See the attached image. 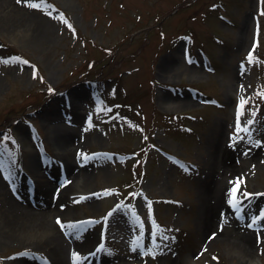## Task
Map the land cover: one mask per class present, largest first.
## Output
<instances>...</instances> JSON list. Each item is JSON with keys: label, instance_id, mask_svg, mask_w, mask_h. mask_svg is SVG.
Returning a JSON list of instances; mask_svg holds the SVG:
<instances>
[{"label": "rangeland", "instance_id": "obj_1", "mask_svg": "<svg viewBox=\"0 0 264 264\" xmlns=\"http://www.w3.org/2000/svg\"><path fill=\"white\" fill-rule=\"evenodd\" d=\"M23 4L47 29L35 38L29 20L0 17V182L26 201L47 189L56 209L26 218L20 242L0 240V264H52L46 222L66 264H264V218L250 227L264 209V0ZM61 131L75 141L67 158ZM237 178V195L251 194L240 215L228 203ZM221 188L226 206L204 227ZM6 213L0 194V228ZM161 226L169 239L152 256Z\"/></svg>", "mask_w": 264, "mask_h": 264}, {"label": "bare ground", "instance_id": "obj_2", "mask_svg": "<svg viewBox=\"0 0 264 264\" xmlns=\"http://www.w3.org/2000/svg\"><path fill=\"white\" fill-rule=\"evenodd\" d=\"M28 7L24 5L20 0H0V17L2 20L8 21V23H12L14 25L16 22H22L29 20L31 24V33H34L35 38L44 37L46 35L47 23L45 20L37 14H32L27 11ZM31 13V14H30ZM75 104V101H73ZM50 128H52L50 126ZM56 142L60 143V146L64 148L63 157L68 155L69 148L74 145V138L70 137V134H66L65 131H61L56 135ZM222 155L217 154V157ZM67 158V156H66ZM69 158V157H68ZM70 159V158H69ZM37 160V157H36ZM29 162L31 165L35 162V158L33 155L30 156ZM70 166L72 165L71 160H67ZM36 163V162H35ZM223 169L227 168L224 163H221ZM217 182V181H216ZM41 183V180H40ZM221 187L224 186L219 184ZM75 188H79L81 183L76 182ZM223 189H220V193L216 196V205H212L210 208L211 213L207 212L208 206H205L204 215H203V223L204 227L210 226L212 219H216L221 216L223 208L226 204H223V196L220 195L223 193ZM0 194L2 195V204L5 206V210L7 213L2 218V224L0 228V240L2 241H21L19 240L20 234H18V230L20 229L19 225H22L23 222L28 221L43 223L46 218L50 214V210L56 209V204L54 203V196L49 193L47 189L35 188V192L33 195V202L30 203L26 200H21L19 197L15 198L11 194L8 193L4 189L3 184L0 182ZM220 197V198H219ZM21 201L18 203L17 201ZM209 213V214H208ZM220 219V218H219ZM49 233L46 234L45 238L42 241L43 250H47L50 255H52V264H66L71 256L69 254V250L66 246L63 247L64 240L62 239V235L59 229L56 226H53L51 223L46 222ZM238 228L240 226L239 223L234 224ZM231 235H234L239 242H241L242 246L245 247L250 244V234L245 232H241L240 229H234L230 232ZM26 244H31L33 240L25 241ZM41 245V244H39ZM32 246L35 247L33 244ZM249 249V248H247ZM247 249H244L245 253ZM46 251V252H47ZM68 251V253H67ZM66 253V255H65ZM30 263V262H29ZM31 264V263H30ZM255 264V263H254Z\"/></svg>", "mask_w": 264, "mask_h": 264}, {"label": "snow or ice", "instance_id": "obj_3", "mask_svg": "<svg viewBox=\"0 0 264 264\" xmlns=\"http://www.w3.org/2000/svg\"><path fill=\"white\" fill-rule=\"evenodd\" d=\"M21 2L28 3V4H30L33 7L44 8L45 11H48V8H55V5H48L47 7H45V5L47 4V0H43V2H35V0H21ZM213 7H215V5H213ZM262 11H264V9H262ZM49 14H51V13L49 12ZM60 18L61 19L64 18L62 13L60 14ZM69 27H72L71 23H69ZM73 31H75V29H73ZM248 55H249V60L251 61L252 53L249 52ZM0 59H7V58H0ZM18 59H20V58H18ZM42 78L43 77H41V79ZM49 91H53V89L49 88ZM260 94L264 95V91H261ZM240 103H241V106H242L244 103H246V100L242 99ZM238 115H239V113H238ZM248 123L251 124L252 121L249 120ZM237 124H238L237 132H239L241 130V126L239 125V120L237 121ZM242 130L247 132L248 128L247 127H243ZM233 135H235V133ZM260 143H264V142H260ZM83 155L86 157L88 155L95 156V155H99V154L98 153L97 154H86L85 153ZM239 179L240 178H237V185L234 186L233 189H230V192L233 193V196L235 197V199L230 198L229 201H228V203L232 206V209L235 210V214H237V215L242 214L241 201H243L245 199L246 195H251L250 193L246 192V189H245L244 195H237V188L239 187ZM104 191L108 192L109 190H104ZM119 206L120 205L118 204L117 207H119ZM113 211H114V209H110L109 210V214H111ZM261 218H264V209L258 210V214L253 215L252 217H250V220L252 221V223L250 224V227H256V221L261 219ZM88 219H89V221L94 220V218H88ZM102 219H107V217H104ZM57 220L61 223V227L76 228L77 230H79V228L83 224L82 221H74V220L61 221L60 217H57ZM220 227L222 229L223 228V224H221ZM160 231H161V239L159 241H155V233H153V240L155 241L156 246L154 248H149L147 250L152 256L157 255V252H163L164 248L160 247V245L163 243L164 240L169 239V237L164 233V229H163L162 226L160 228ZM215 235H216V233L213 232L212 236H215ZM209 239H211V237H209ZM258 242H259V240H258ZM99 247L103 248L104 246H103V244H101V245H99ZM261 250L264 251V249H261ZM79 255H80L79 253H77L75 251L73 252V257H77ZM74 264H75V261H74Z\"/></svg>", "mask_w": 264, "mask_h": 264}, {"label": "trees", "instance_id": "obj_4", "mask_svg": "<svg viewBox=\"0 0 264 264\" xmlns=\"http://www.w3.org/2000/svg\"><path fill=\"white\" fill-rule=\"evenodd\" d=\"M96 68H98V67H96ZM96 68H95V69H96ZM98 71H99V72H102V71H100V70L97 69V72H98ZM99 72H98V73H99ZM97 75H101V74H97Z\"/></svg>", "mask_w": 264, "mask_h": 264}]
</instances>
